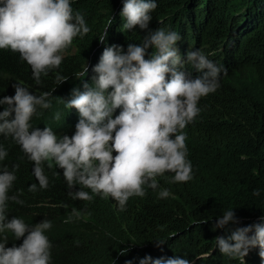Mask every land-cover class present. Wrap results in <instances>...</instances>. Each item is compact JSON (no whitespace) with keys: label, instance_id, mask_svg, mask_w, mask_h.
<instances>
[{"label":"trees","instance_id":"obj_1","mask_svg":"<svg viewBox=\"0 0 264 264\" xmlns=\"http://www.w3.org/2000/svg\"><path fill=\"white\" fill-rule=\"evenodd\" d=\"M156 2L150 30L163 27L179 33L182 39L176 47L182 57L186 59V47L200 49L227 69V75L221 74L220 87L199 100L198 116L183 129L192 178L173 183L174 174L165 173L157 177L158 188L145 186V195L131 197L123 210L111 197L102 198L87 188L82 190L93 198L75 200L69 192L80 191L82 186L70 190L63 169L55 165L49 169L45 162L42 167L48 186L40 188L33 175L34 162L11 136L0 134V147L8 153L0 161V172L5 168L13 171L19 165L8 194L23 201L7 202L8 220L15 216L29 226L51 221V229L45 232L52 244L51 264H140L149 256L155 260L176 255L194 264H240L239 259L222 255L215 239L227 237L236 227L264 223V0ZM71 6L74 15L78 12L84 17L90 31L74 38L67 55L61 53L59 68L47 76L42 74L39 85L19 53L0 50V99L14 96L15 84H22L37 96L55 89L49 97L52 107L38 108L31 124L40 130L51 127L58 136L69 137L75 133L79 113L66 108L63 100L72 99L74 85H79L81 92L85 84L92 85L93 71L82 79L76 77L105 30L110 45L122 46L125 52L130 43L140 45L148 35L138 26L133 31L122 28L123 0H72ZM103 51L95 52L94 66ZM153 51L148 49L145 59ZM182 70L191 78L199 75L191 64ZM57 74L69 79L58 85ZM3 110L0 106V112ZM57 112L59 121L54 118ZM31 184H37L36 192L28 191ZM163 189L170 193L167 198L159 196ZM257 189L259 196L253 195ZM73 208L79 216H72ZM229 209L235 210L241 223L215 229L217 219ZM204 220L208 223L202 224ZM5 234L7 247L23 243V238L15 240L11 233ZM245 264H264L258 248L250 250Z\"/></svg>","mask_w":264,"mask_h":264},{"label":"clouds","instance_id":"obj_2","mask_svg":"<svg viewBox=\"0 0 264 264\" xmlns=\"http://www.w3.org/2000/svg\"><path fill=\"white\" fill-rule=\"evenodd\" d=\"M71 3L72 0H0V50L19 53L31 66L37 85L42 74L47 76L59 68L63 60L61 53L74 38L90 31L84 17L78 12L73 14ZM157 6L156 0H123L122 28L133 31L138 26L148 35L140 45L130 43L126 53L119 45L105 47L92 68L95 73L92 85L85 84L83 92L73 89L72 99L63 100L66 108H75L79 113L71 137L58 136L48 126L40 130L31 124L38 108L52 107L49 97H53L55 89L37 96L22 84H15V95L0 99V106L4 108L0 112V134L11 136L34 162L33 175L40 188L48 186L42 167L47 162L49 169L55 165L64 170L70 190L76 185L82 186L80 191L69 192L73 199L91 200L92 195L82 190L87 188L102 198L111 197L123 210L131 197L145 195V186L158 188L157 177L165 173L174 174L173 183L192 178L183 129L198 116L199 100L220 87L221 74L227 75V69L210 60L200 49L189 50L186 59L182 57L176 47L182 39L179 33L163 27L150 30L151 13ZM106 37L107 29L100 42L104 43ZM150 48L154 51L145 59ZM185 64H191L199 75L191 78L182 70ZM88 71L86 64L76 78H84ZM68 79L59 74L55 77L58 85ZM117 109L121 111L113 118ZM54 118L59 121L60 113ZM7 155L0 147V161ZM18 169L16 165L13 171L5 168L0 172V234L11 233L15 240L23 238V243L7 247L8 236L3 235L0 264H51L52 244L45 235L52 227L51 221L45 219L29 226L22 218L14 216L8 220L7 202L11 199L23 204L18 196L8 194ZM28 191L36 192L37 184H31ZM169 194L166 189L159 192L160 198H167ZM253 195L259 196V190H254ZM79 215L73 208L72 216ZM240 223L235 210L229 209L214 227L226 229ZM215 244L222 255L239 259L240 264H245V257L255 248L264 260V223L236 227L227 237L218 236ZM140 264L194 262L176 255L155 260L149 256Z\"/></svg>","mask_w":264,"mask_h":264},{"label":"rangeland","instance_id":"obj_3","mask_svg":"<svg viewBox=\"0 0 264 264\" xmlns=\"http://www.w3.org/2000/svg\"><path fill=\"white\" fill-rule=\"evenodd\" d=\"M108 46H111L110 43H109V40H108V36L106 37L104 43H101L100 40H98V43H97V49L94 51L93 54L90 55V57L88 58H85L82 62V68H84V66L87 64L88 65V68H89V71L92 72V67L94 66V61H93V57L95 55V52H98V51H103V49L105 47H108ZM191 50L190 47H186L185 51H184V54L186 56V53ZM74 52H78V49H75ZM68 53V49L66 48L63 52H62V55H67ZM126 53V52H125ZM74 89H78L79 90V85H74L73 87ZM110 90V89H109ZM80 91V90H79ZM121 109L118 110L117 114L116 115H119Z\"/></svg>","mask_w":264,"mask_h":264}]
</instances>
